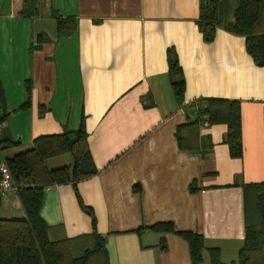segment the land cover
I'll return each mask as SVG.
<instances>
[{"label":"crops","instance_id":"0c3cea01","mask_svg":"<svg viewBox=\"0 0 264 264\" xmlns=\"http://www.w3.org/2000/svg\"><path fill=\"white\" fill-rule=\"evenodd\" d=\"M201 2L39 0L37 15L26 17L23 0H0V84L8 113L1 126L20 141L7 156L39 136L81 126L97 169L75 187L44 189L40 215L51 237L91 233L78 194L106 238L109 264H191L182 237L150 229L162 222L204 238L200 264H210L211 248L225 263L237 259L246 195L264 182V66L247 53L244 37L225 29L237 0L225 16L220 0V26L209 43L196 24ZM54 12L74 18L75 30L59 35ZM168 48L184 75L181 103L168 77ZM206 98L240 102L242 157L230 156L226 125L209 124L200 113ZM44 162L71 166L72 158ZM16 198L12 190L2 204Z\"/></svg>","mask_w":264,"mask_h":264},{"label":"trees","instance_id":"16d2710c","mask_svg":"<svg viewBox=\"0 0 264 264\" xmlns=\"http://www.w3.org/2000/svg\"><path fill=\"white\" fill-rule=\"evenodd\" d=\"M220 0H202L199 5L196 24L205 42L215 37L220 26L218 7ZM39 0H23L20 14L26 17L37 15ZM59 35L75 30L74 18H63L53 13ZM225 29L245 39V48L258 66H264V0H237L233 19ZM168 77L171 88L179 103L183 99L184 75L173 48L167 49ZM29 92V86H27ZM26 100L24 106H27ZM5 95L0 84V150L16 147L20 141L14 139L9 130L1 126L7 118ZM200 113L207 117L209 124H225L223 141L229 154L240 158L243 154L240 102L238 100L206 98L201 100ZM179 130V128H178ZM179 140V137H178ZM69 154L71 166L48 168L45 159ZM10 173V181L24 210L23 216L0 217V264H109L106 238L96 231V219L91 208L86 207L77 195L80 207L90 216L92 231L76 238L63 235L50 236V226L40 215L44 189L54 184L76 183L97 173L86 141V133L80 126L73 134L64 132L57 135H43L35 138L32 146L11 156H0ZM1 180V174H0ZM246 195V213L255 204L252 221L246 215L245 235L238 250L237 259L221 261L217 248L208 250L210 264H264V182L251 186ZM3 197L0 195V205ZM253 208L250 209L253 211ZM150 229L157 232H172L182 237L188 245L191 264H200L204 238L190 231H177L168 222L154 224ZM161 249L166 244L160 243Z\"/></svg>","mask_w":264,"mask_h":264},{"label":"rangeland","instance_id":"374dc122","mask_svg":"<svg viewBox=\"0 0 264 264\" xmlns=\"http://www.w3.org/2000/svg\"><path fill=\"white\" fill-rule=\"evenodd\" d=\"M231 3H232V0H221L220 10H221L222 16L226 15V13L228 12V7L230 8V4ZM16 147L7 148V149H1L0 150V156L1 157L7 156V154L9 155L12 152V150L19 149L18 147L17 148ZM2 202H3V199H2ZM3 204H4V202H3ZM3 204L0 205V217H3V218L4 217H17V216H23L24 215V210H23L21 204L17 201V198H16V202L13 203V204L7 203L8 207H4ZM253 206L255 207V204H251V208H248V214L247 215H248V220L249 221H252L251 219L255 215V211H254L255 208H253ZM252 208H253V211L250 210ZM91 264H93V262Z\"/></svg>","mask_w":264,"mask_h":264},{"label":"built area","instance_id":"2783aa9c","mask_svg":"<svg viewBox=\"0 0 264 264\" xmlns=\"http://www.w3.org/2000/svg\"><path fill=\"white\" fill-rule=\"evenodd\" d=\"M0 174V195L2 197H6L10 191L15 190V187L10 181L9 170L6 168V166H4V164H0Z\"/></svg>","mask_w":264,"mask_h":264}]
</instances>
